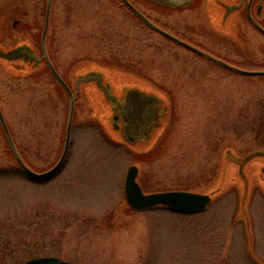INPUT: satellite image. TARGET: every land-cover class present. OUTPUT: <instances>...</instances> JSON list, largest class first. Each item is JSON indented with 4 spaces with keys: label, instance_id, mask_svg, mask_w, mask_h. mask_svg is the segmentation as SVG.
Masks as SVG:
<instances>
[{
    "label": "rangeland",
    "instance_id": "rangeland-1",
    "mask_svg": "<svg viewBox=\"0 0 264 264\" xmlns=\"http://www.w3.org/2000/svg\"><path fill=\"white\" fill-rule=\"evenodd\" d=\"M130 1L218 57L264 69V37L240 18L242 9L225 21L239 18L237 31H218L213 15L180 6L193 0ZM46 3L0 0V53L21 57L0 56V107L36 171L59 160L68 112V96L43 61L29 70L41 58ZM45 48L81 92L66 161L43 182L24 174L0 125V264L45 255L74 264H264V75L208 62L149 28L120 0H52ZM88 70L102 72L101 85L114 93L135 87L162 98L158 128L130 139L131 150L107 140L95 120L116 135L110 103L96 95L95 82L77 84ZM131 164L144 192L209 193L208 207L132 210L123 192Z\"/></svg>",
    "mask_w": 264,
    "mask_h": 264
},
{
    "label": "water",
    "instance_id": "water-1",
    "mask_svg": "<svg viewBox=\"0 0 264 264\" xmlns=\"http://www.w3.org/2000/svg\"><path fill=\"white\" fill-rule=\"evenodd\" d=\"M122 1L148 27H150L151 29L155 30L156 32L162 34L163 36L173 40L174 42H176V43L190 49L191 51L199 54L200 56H203V57H205V58H207V59H209V60H211V61H213V62L231 70V71L239 73V74L264 75V69H261V70H253L252 69L251 70V69H244V68L235 66L233 64L225 62L224 60H222V59H220V58H218V57H216V56H214V55H212V54H210V53H208V52H206V51H204V50H202V49H200V48H198V47H196V46H194V45H192V44H190V43H188L182 39H180L179 37L171 34L170 32L164 30L163 28H161L160 26L155 24L153 21H151L138 8H136L132 3H130V1H128V0H122ZM51 2H52V0H47L46 7H45L44 25H43V29L41 32V38H40V40H41V51H42L43 57H44L47 65L49 66L50 70L52 71L54 76L62 83V85L66 89L68 96H69V108H68V115H67V122H66L65 144H64V148H63V151H62V154H61V157L59 158V160L53 166L46 169L45 171L37 172V171H34L33 169H31L26 164V162L22 159V157L20 156V154H19V152H18V150L14 144L12 136L8 130V127L6 125V122L4 120V117H3V114H2V111L0 108V124H1L2 130L4 132V135L6 137V140L8 142L9 148L12 151L17 162L20 164V166L29 175H31L32 177H35V178H41V177H44V176L51 174L52 172H54V170H56L59 167V165L63 161V158H64L65 153H66L67 148H68L70 126L72 123L73 110H74L73 93H72L71 89L69 88V86L64 82V80L58 74V72L54 69V67H53V65H52V63H51V61L47 55L46 48H45V35L47 32V27H48V23H49ZM258 27L264 35V29L261 28L259 25H258ZM27 48L30 49L29 46H27ZM1 53H0V56L5 58V59L15 60V59L21 58V57L9 58L5 53H3V52H1ZM35 61H37V60H35ZM93 73H95L94 75H97L98 83L101 85L99 79L103 80V77H104L103 73L100 71H93V70H89V71L85 72V75H83V76L80 75L79 79L77 80V84H79L80 81L84 80L89 75H93ZM98 74L101 75L99 79H98ZM82 77H84V78H82ZM80 78H82V79H80ZM106 88L108 89L109 87H106ZM126 91H127L126 92L127 95H136L137 96L139 94H143L142 91L136 89L135 87L134 88H128ZM151 95L156 100L162 99V98L159 99V97L157 98L153 94H151ZM163 105H164V103H163ZM142 110H143L142 102L135 101V102H132V111L129 110V114H135V117L139 119ZM157 115H158V113H157ZM158 126H159V124L156 126V129L158 128ZM115 128H117V124H115ZM153 133H155V131ZM126 142H127L126 144L129 147H131V146H132L131 148L134 147L133 143L130 142L129 140L126 139ZM134 151H136V150H134ZM259 155L264 156V152H263V154H259ZM246 160L247 159H245V161ZM244 162L241 163L242 164L241 166H243ZM138 172H139L138 165L137 164H131L126 171L125 180H124L125 202L130 208H132L134 210L144 211V210H147V209L155 207V206H165L169 210L175 211V212L196 213V212H200V211L205 210L211 201V195L209 193H202V192H196V191H190V190L173 189V190H160V191H153V192H144L142 190L140 184L138 183L137 179H136ZM245 191H246V187H244V192ZM22 264H73V263H71L67 260L61 259L57 256H40V257L28 259Z\"/></svg>",
    "mask_w": 264,
    "mask_h": 264
},
{
    "label": "flooded vegetation",
    "instance_id": "flooded-vegetation-1",
    "mask_svg": "<svg viewBox=\"0 0 264 264\" xmlns=\"http://www.w3.org/2000/svg\"><path fill=\"white\" fill-rule=\"evenodd\" d=\"M120 1H121V3L124 4V2L122 0H120ZM204 1L205 0H193V2L189 6H187V8L188 9H194V8L198 7V10L200 8H202L203 11L205 12V14H207L206 15L207 19H211L209 17H210V15H213L212 17H215L216 21H217L216 23L213 22V24H215L217 26L218 31H220L221 29H225V28L227 30H230V31L231 30L237 31V29L239 27V24H238L239 18L236 19V17L234 16L235 18L233 21H230V22H225V21H226V17L228 15H231L233 12H237L239 9H242L244 14L239 13V15H241L240 18H243V20L248 25L254 27L255 29H257L261 33V35H263V33L260 31L258 25L264 29V0H206L207 2L208 1H214V3H215V4L213 3V5L212 4L210 5V3H209V8H208V6L203 5ZM204 8H205V10H204ZM169 32H171L172 34L180 37L181 39H183V40H185V41H187V42H189V43H191L197 47H200V48H202V49H204L210 53H213V52L205 49L200 44H197L194 41H190L189 39L185 38L183 35H181L179 33L173 32L172 30H169ZM263 37H264V35H263ZM169 40L171 42L175 43L176 45H179V46L185 48L186 50L198 55L197 53L191 51L190 49H188V48H186V47H184V46H182L176 42H174L173 40H171V39H169ZM213 54L216 55L215 53H213ZM198 56H200V55H198ZM200 57L204 58L202 56H200ZM204 59H206L208 62H211V63L217 65L220 68H223L227 71L232 72L231 70H229V69H227V68H225V67H223V66H221V65H219V64H217L211 60H208L207 58H204ZM221 59L230 63V64L235 65V63L232 61H229L225 58H221ZM43 63L45 64V66L48 68V70L52 74V72L49 69V67L47 66L46 62L43 61ZM232 73H234V72H232ZM53 77H54V75H53ZM61 77L64 80V82L69 86V88L71 89V91L73 93L74 107H75L76 102H77V98L79 97L80 92H81V87L79 86V87L72 88L70 83H68L63 78L62 75H61ZM85 81L95 82L97 84V89L95 90V91H97L96 95L103 97L105 99L104 101L110 103L111 109H110V113L108 114V117H109V120L111 123L110 126L113 129L114 133H116V135L114 137L110 136L112 143L120 144V146H126L127 145L126 139L129 141H130V139L132 140V138L134 140L136 139L139 141L144 140L146 138V136H144V135L148 132V130H147L148 128L152 129V131L156 129L157 100L151 94L143 93V94H139L136 96V95H127V93H126L127 91H125L121 94L114 93V92H112V89H109V88L106 89V88L102 87L98 83L97 75H94V74L89 75L84 80L80 81L79 84L83 83V82L85 83ZM53 84L58 85L63 90H65L62 83L60 81H58L55 77H54ZM65 92H66V90H65ZM66 94H67V92H66ZM135 101L142 102L143 110L140 114L139 119L135 117V114H129V110L132 111V102H135ZM115 124H117V128H115ZM152 131H151V134L149 135V138L153 134ZM118 133L120 135H118ZM117 137H122V138H117ZM148 150H149V148L144 150V151H137L136 150L135 152L143 154V153L147 152ZM61 154H62V152L60 153L59 158L61 157ZM21 156H22V159L26 162V164L29 165V163L26 160V156L23 155V153H21ZM66 158H67V152L65 153L63 161L61 162L60 166L55 170V172H53L52 174H50L46 177H43V178L47 179V178L53 177L57 173V171H59L61 169L64 162L66 161ZM32 169L34 170V168H32Z\"/></svg>",
    "mask_w": 264,
    "mask_h": 264
},
{
    "label": "trees",
    "instance_id": "trees-1",
    "mask_svg": "<svg viewBox=\"0 0 264 264\" xmlns=\"http://www.w3.org/2000/svg\"><path fill=\"white\" fill-rule=\"evenodd\" d=\"M7 61H14L13 59H6ZM23 60V59H22ZM32 68H30L29 70H35L38 66H37V63L36 64H32ZM17 147V146H16ZM7 149L9 150V148L7 147ZM17 149H18V147H17ZM18 151L20 152V150L18 149ZM20 154H21V152H20Z\"/></svg>",
    "mask_w": 264,
    "mask_h": 264
}]
</instances>
